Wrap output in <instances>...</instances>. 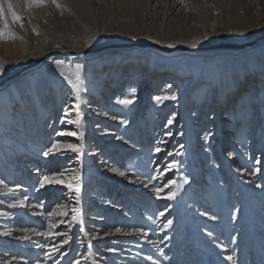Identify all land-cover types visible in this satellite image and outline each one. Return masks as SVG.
Wrapping results in <instances>:
<instances>
[{"label":"rangeland","instance_id":"374dc122","mask_svg":"<svg viewBox=\"0 0 264 264\" xmlns=\"http://www.w3.org/2000/svg\"><path fill=\"white\" fill-rule=\"evenodd\" d=\"M37 2L44 6L25 7ZM7 3L20 6L15 10L22 20L15 23L11 13H4L15 33L5 38L0 18V63L5 67L0 78L37 62L28 63L37 58V46L49 51L92 46L83 53L88 58L77 63L84 65L86 92L97 88L105 102H82L81 110L99 103L108 108L96 118L99 128L90 124L88 144L57 134L83 131L69 122L76 118L77 101L60 75L61 60L38 73L41 102L23 93L27 115L22 105L0 93V229L8 233L1 238L0 264H233L228 256L235 264H264V68L261 75L237 62L209 68L201 58L185 55L168 66L158 58L134 61L130 51L119 60L110 53V59H98L100 64L91 58L94 47L102 45L132 49L127 42L135 36L171 42L174 50L167 53H191L192 44L218 40L247 43L263 35L264 0H0ZM259 15L260 32L245 30L247 18ZM196 61L205 74L197 80L190 65ZM150 63L157 69L148 71ZM64 64L75 70L76 64ZM171 95L177 99L156 103V96ZM124 98L134 102L116 103ZM65 113L70 115L65 118ZM54 143L61 148L45 157L42 153ZM81 143L82 158L65 147ZM157 147L162 150L156 152ZM173 161L177 167L168 170ZM44 174H63L64 183L41 188ZM169 180L179 187H169ZM68 183H79V205ZM153 187H163L160 196ZM170 191L177 193L175 199L162 198ZM25 197L27 207H9ZM73 207L81 210L75 220Z\"/></svg>","mask_w":264,"mask_h":264},{"label":"bare ground","instance_id":"6f19581e","mask_svg":"<svg viewBox=\"0 0 264 264\" xmlns=\"http://www.w3.org/2000/svg\"><path fill=\"white\" fill-rule=\"evenodd\" d=\"M164 16L165 17L163 18V22L161 23V29H160L161 36H164L163 30H165L164 26H165L167 18H168V13H165ZM261 21H262L261 15H259L258 17L251 18V19L247 18V21L244 24L245 27L244 26L243 27L245 28V30L246 29L250 30V28L252 27L251 30H253L254 32H260ZM179 25H181V24H179ZM182 27H183V25H182ZM186 30H187V35H189L191 33V28L187 27ZM261 32L263 35H260V36H264V31H261ZM156 41H159V43H157ZM206 43L207 42L196 43L194 45L192 44L190 49L195 50V51L191 52V53H181L178 50L176 52H173V53H167V51L164 52L163 50H162L163 51L162 52V51L153 50V49H145V48L142 49V47H140V45L149 44V45H153V46L160 45L161 47L162 46L167 47V45L172 44L171 42H167L163 39L149 38L148 36H146V37L135 36V37H133V39L131 41L127 42V45L132 44L131 46H134L132 49L121 48L118 44L109 45V46L102 45L101 47L100 46L94 47L93 54L96 53V55L92 56L91 58L95 59L96 62L100 64V63H102L101 60H98L100 58H103V57L108 55V59H110L111 54L116 53V59L119 60L122 57V55L127 54L126 51H130L131 52L130 57L133 56L134 61H138V58H142L144 60H147L148 58H150L151 60H156L158 58L159 60L161 59L166 65L169 66L172 63L176 64L175 62L181 61V58H179V57L185 55L188 57L192 56V57L201 58L206 63L205 65H207L209 68H212V67L214 68L215 65L217 63H220L221 61H223L224 63H227L228 66H230V64H232V62H237L239 64L238 67H240L242 69H243V64H248V66L249 65L252 66L250 68V70L253 73L258 72V74H256V75L262 74V72H263L262 70L264 68V40L261 41L257 46H254L252 48H247V49H244L241 51H232L231 50L232 52L227 51L228 49L226 51L215 49L214 47H216V45H219L221 43V42H219V40L215 41V42H211V43H216L214 45H210V44H206ZM206 45H208V46H206ZM74 46L75 45L67 46L68 50H64L66 52H72V54L63 55V56H54L53 55V56H49V57H47L46 54H49L50 52H53L54 50L49 51L48 48H46L45 46H37V48H36L37 53H35V55H37V58L28 60V63H31L33 61H39L42 58H44L45 56L47 58H45V60L43 61V63L39 67L33 68L30 71L21 75L20 77L11 79L9 82L4 84L2 89H0V93H2L1 95L4 98L11 99V101L13 103L15 102L16 105H22V108L24 109V114L27 115V109H25V97H24L23 93L25 92V90L29 91L31 93V95L33 96V98H35L38 103L41 102L40 97H39V93H38V89H37L38 73H41L44 66H46V65H48V64H50L56 60H61L63 62H66V63L68 62V63H72V65H75L77 62H84L83 60L88 58L87 56L83 55V53L89 52V50L92 48V46H75V47ZM121 46H124V45H121ZM202 51H207V52L201 53ZM145 53L150 54V56L146 57ZM81 55H83V56H81ZM26 57H23L22 59H25ZM108 59L106 57L105 60H103V61H107ZM186 59H187V57H185V60ZM30 65H32V64H30ZM30 65H28V66H30ZM190 65H192V70H193V73L195 75L196 80L199 77L205 75L202 66L197 61H196V63L191 62ZM154 66H155L154 64L150 63V67H148L149 68L148 71L157 69V68H154ZM19 67L20 66H17V68H19ZM173 67L171 68V66H170L171 69H173ZM188 68H189V65H188ZM185 71H186V69H185ZM226 71L229 73V69H227ZM246 72H249V71H246ZM178 73H180V72H178ZM11 74H12V72L6 73L4 76H2L0 78V82L3 81L4 79L14 75V74H12V75ZM8 75H11V76H8ZM6 76H8V77H6ZM208 76L210 79H212V77H213L212 75H208ZM82 77L86 78V76L83 72H82ZM213 80H216V79H213ZM60 83H61L60 81L58 83H56L54 85V88H59ZM236 86H237V84H236ZM89 91L90 92L93 91L94 93H96L97 97L93 96V94H92V97H89V94H90ZM101 93L102 92H100L97 88H94L91 86L88 89V92H86V91L83 92V94H85V95H83L84 96L83 100L85 103L86 102L89 103L91 101H97V100L98 101L102 100L105 102V100H103V98L101 99V97H103V93L102 94ZM90 96H91V94H90ZM223 96L224 95L221 96V99H223L222 98ZM93 108H94V111H93ZM105 108H108V105L105 103H103V104L99 103L92 108H88V106H86L84 108V110L82 112L83 119H82L81 129H83V131H84V143L85 144H88L89 138H91L90 124L91 123L95 124V128L96 127L99 128L98 126L100 124H98L96 120L99 118V115L102 116L103 114L104 115L106 114L105 111H107V109H105ZM97 112L101 113V114H98ZM108 113H112V112L109 110ZM98 136H101V135H98ZM79 156L81 158L83 157V155L82 156L79 155ZM70 157H72V155H70L68 158H70ZM63 158H65V157H63ZM81 163H83V160H81ZM85 165H86V167H88L87 164H85ZM5 236H6L5 232H2V230L0 229V242H1V240H3L1 238L5 237Z\"/></svg>","mask_w":264,"mask_h":264},{"label":"snow or ice","instance_id":"6c2138e0","mask_svg":"<svg viewBox=\"0 0 264 264\" xmlns=\"http://www.w3.org/2000/svg\"><path fill=\"white\" fill-rule=\"evenodd\" d=\"M44 6L43 4L37 2V3H29L27 5H25V7L27 8H32V7H42ZM17 7H20L19 5H13L12 3H7V4H0V18L3 19V23H4V28H3V34L5 35V38H15V33H12L9 31V22H8V17L7 15H5V12L11 13V19L13 22L15 23H20L22 20V17L20 15L17 14V11L15 10ZM56 7H60L59 4H56ZM22 26V24H21ZM157 43H159V41H156ZM167 47H174V45H167ZM58 65L61 66V71H60V75L64 78V80H66L68 82V84L71 85L72 88V93L71 95L74 96L75 100L77 101V103L74 105V109H75V113H76V118L72 121H69L71 123H75L77 126H82V119H83V114H82V110H81V103L84 102L83 100V96L82 93L86 91V85H85V79L84 77H82V72H83V68L84 65L83 64H79L77 63L75 65V70L74 71H70V65L64 64L63 61H57ZM5 72V67L2 63H0V75H3ZM169 87H171V85H169ZM135 94V89H131L130 90V97H134ZM177 97L175 95H171V96H156L155 100L156 103H162L164 100H176ZM71 102V100H69V103ZM134 102L133 98H124V99H117L116 103L118 104H122L124 106H128L130 104H132ZM70 113H65V118H67V116H69ZM172 119L174 120L175 117L173 116ZM63 122V121H62ZM124 122V121H122ZM126 123V122H124ZM169 123H171V120L169 121ZM58 135H72V136H76L78 140H80L81 142L84 139V133L83 131L80 132H64L61 131L59 133H57ZM183 133H181L182 135ZM169 135H171V133H169ZM160 143H164V141H160ZM65 147L69 148L72 152L77 153L78 155H83V144L81 143L80 146H77L75 144H68ZM61 148V145L59 143H54L47 151H44L42 154L46 157L48 155H50V153H52L53 151L59 150ZM181 148H183V145H181ZM162 149L157 147L155 149L156 152H160ZM182 152H177L176 155H182ZM177 163L176 161H173L171 164L166 165V168L168 170H171L172 168L177 167ZM257 163H259V161H257ZM113 172H118L119 175L121 176H125L126 173L124 171H119L118 169H111ZM257 171H259L257 169ZM63 174L60 175H48V174H44L42 176V181L39 182V186L41 188H43L46 184H50V183H64L63 179L61 178ZM75 177L77 180H79V171L77 170L75 173ZM151 179V178H150ZM140 183H146L144 180L140 179L139 180ZM188 181L185 180V183H187ZM166 184L169 187L172 186H176L177 188L179 187L178 185L175 184V181L173 180H169L166 182ZM5 187H7L5 185ZM67 187L70 190H74L75 193V201L76 204L79 205L81 202L80 199V192H81V187L79 185V183H77L74 187V185L72 183H68ZM152 190L157 194V196H160V193L163 191V187H153ZM11 191V190H10ZM176 192L175 191H170L166 197H162V198H166L169 200L175 199L176 196ZM0 203H2V201H0ZM27 198L25 197L24 199H20L18 200L16 203H11L9 204V207H21V208H25L27 207ZM71 211L74 213L72 219L75 220L78 217L81 216V210L78 207H73L71 209ZM58 212L60 215H64L65 212L63 211H59ZM35 214V213H33ZM56 213H50V215H55ZM159 215L163 216L164 213L160 212ZM209 219H215L214 216H210ZM82 223V221H81ZM172 224V220H168L167 221V225L170 227ZM49 227L51 228L52 225L50 224ZM83 230V229H81ZM116 231H120V229H117ZM6 235H8V233H5ZM36 235H41L42 233H35ZM65 235V240L64 243H68L69 242V238L66 235V233H62ZM138 235H143V236H147V232H139L137 233ZM211 235V234H210ZM93 239H96V236L92 237ZM23 239H28L27 236L23 237ZM38 247H40L41 249H43L45 247V245L40 244L38 245ZM53 251L58 252L59 248L53 249ZM64 255H67V253H64ZM51 255L48 256V259H51ZM150 259V257H149ZM227 259L229 261H232L233 264H235V261L233 259L232 256H228Z\"/></svg>","mask_w":264,"mask_h":264},{"label":"water","instance_id":"95a60500","mask_svg":"<svg viewBox=\"0 0 264 264\" xmlns=\"http://www.w3.org/2000/svg\"><path fill=\"white\" fill-rule=\"evenodd\" d=\"M263 40H264V36H259V37L255 38V39H253V40H251V41H249L247 43H244V44H219V45H217L214 48L215 49H229V50H233V51H241V50H244V49H247V48H252L254 46H257ZM143 46L156 47V46L149 45V44H143ZM163 49L165 51H167V52H171V51L174 50V49H171V48H163ZM68 54H72V52H66L64 50H56V51L54 50L53 52H50L49 54H46V56L47 57L53 56V55L54 56H63V55H68ZM46 56L44 58H42L41 60L35 62L32 65L22 68L21 70L16 72L11 77H8V78L4 79L0 83V89L3 87L4 84L9 82L11 79L18 78L21 75H23L24 73L30 71L31 69L39 67L43 63L45 58H47Z\"/></svg>","mask_w":264,"mask_h":264}]
</instances>
